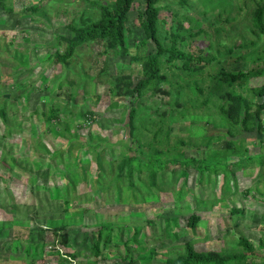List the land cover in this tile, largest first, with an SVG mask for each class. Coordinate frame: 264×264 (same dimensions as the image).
Wrapping results in <instances>:
<instances>
[{"label": "rangeland", "instance_id": "obj_1", "mask_svg": "<svg viewBox=\"0 0 264 264\" xmlns=\"http://www.w3.org/2000/svg\"><path fill=\"white\" fill-rule=\"evenodd\" d=\"M90 1L114 0L0 8V264H166L187 242L232 256L227 264H264V106L254 115L264 105V32L252 20L264 0H157L161 42L169 47L177 33L193 62L164 55L166 80L138 96L131 88L154 51L141 43V4L128 15V54L103 39L54 60L66 47L60 37L72 35L68 23L99 16ZM235 95L248 104L244 122ZM151 154L225 156L228 169L191 166L184 176L169 164L152 176Z\"/></svg>", "mask_w": 264, "mask_h": 264}, {"label": "trees", "instance_id": "obj_2", "mask_svg": "<svg viewBox=\"0 0 264 264\" xmlns=\"http://www.w3.org/2000/svg\"><path fill=\"white\" fill-rule=\"evenodd\" d=\"M185 1V0H184ZM99 10V16L96 19H88L78 26L72 23H68L67 27L72 31L70 37L61 36L60 38L65 40L66 47L63 53L55 52L54 60L57 62H67L74 54L76 48L86 42L106 40L110 48L115 53L124 56L128 54V47L126 44V31L129 12L137 6L138 9L136 20L138 27L142 30L143 39L141 43L147 42L153 43L154 51L148 53L142 62L143 75L136 84L131 88V95H141L142 92L150 86H160L165 80L166 75L161 71V58L165 55V60L171 62L173 60L181 61V66L190 68L193 62V56L191 53L179 50L177 47L178 34L172 33V41L169 47L163 45L158 34V19L160 6L157 4V0H114L111 4L98 3L90 1ZM37 6H31L30 9H36ZM0 8L3 10L11 11V8L7 6L6 0H0ZM253 27L254 31L258 33L264 32V6L259 5L253 11ZM227 78L236 80L243 76L242 72L230 73L224 72ZM126 78L124 75H118L116 82L119 84L121 80ZM259 95H264V84L258 90ZM236 100L235 108L238 116L242 115V121L248 117L249 110L248 104L238 95L234 96ZM263 103H258L254 112L255 116H258L262 109ZM136 108L131 107L129 111L130 120H133ZM242 113V114H241ZM1 115L4 116V111H1ZM132 157H127L123 161L130 164ZM230 161V160H229ZM138 163V162H137ZM146 166L150 165L152 176L155 175L157 169H162L169 164H178L180 168V174L187 175V169L191 166L195 167L198 172L211 171L222 167L225 171L228 169V158L221 157L218 160H212L210 158H193L184 155H172L170 157H161L158 154H151L148 160L144 163ZM140 163L138 169H140ZM227 168V169H226ZM198 215H191L189 217L188 225L195 226ZM103 235L101 228L96 229L92 233L93 247L95 252L99 253V243ZM240 241L242 245L249 249L251 248L249 242L241 237ZM232 256L220 255L215 252H203L197 251L193 248L190 242L185 243L184 252L178 257L168 260L166 264H227ZM239 261L237 255L235 256Z\"/></svg>", "mask_w": 264, "mask_h": 264}]
</instances>
